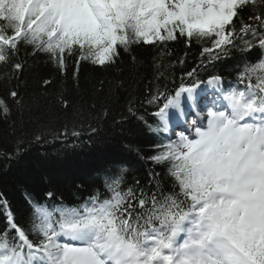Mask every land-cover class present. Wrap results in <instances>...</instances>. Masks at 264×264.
<instances>
[{"label":"snow or ice","instance_id":"1","mask_svg":"<svg viewBox=\"0 0 264 264\" xmlns=\"http://www.w3.org/2000/svg\"><path fill=\"white\" fill-rule=\"evenodd\" d=\"M181 39L201 49L177 84L172 73L186 59L172 60L170 46ZM144 46L157 52L150 78L133 54ZM22 48L62 75L74 58L76 89L81 63L118 68L128 54L137 87L101 81L90 99L74 103L60 91L42 108L19 91ZM231 59L235 83L226 85L215 69ZM13 79L8 99L0 96V119L13 108L21 116L9 160L45 139L44 116L71 115L99 135L93 121L107 118V100L122 89L127 112L162 140L151 155L137 152L152 165L143 174L117 163L82 202L65 203L53 189L26 191L17 211L0 200V264H264V0H0V82ZM52 83L43 80L45 91ZM138 104L152 109V122ZM26 124L38 125L30 136ZM67 135L65 125L57 138Z\"/></svg>","mask_w":264,"mask_h":264},{"label":"trees","instance_id":"2","mask_svg":"<svg viewBox=\"0 0 264 264\" xmlns=\"http://www.w3.org/2000/svg\"><path fill=\"white\" fill-rule=\"evenodd\" d=\"M170 47L173 51L172 60L186 59L185 66L182 68L176 64L172 73L179 84L183 72L191 70L199 63L201 45L193 41L192 46L187 47L181 39ZM133 54L139 62L140 74L150 78L153 58L157 55L156 49L144 46L137 48ZM239 55L235 54L236 57ZM18 59L25 64L19 81V91L26 101L39 97L42 108L45 106L44 97H53L60 91L65 92L74 103L81 98L90 99L101 81H104L106 89L116 78L124 81L125 89L129 85L137 87L136 68L131 56L124 53L118 68L101 69L87 62L81 63L78 73L79 89L73 86V73L76 71L74 58H69L67 73L63 75L48 62L46 55L33 56L30 52L26 54L22 48ZM235 68L236 59H231L218 66L215 71L224 75L226 85L234 84ZM207 78V75L201 73V79L206 81ZM45 79L53 81L46 91L43 87ZM16 85L15 79L10 83L0 82V96L8 99V92ZM169 86L171 87V83ZM143 92L144 85L140 84L137 95ZM127 100L128 91L124 89L107 100V118L99 123L93 121V125L99 128V135L90 136L87 125L82 128L80 124H74L71 115L67 118L63 115L52 118L44 116L43 119L50 129L45 139L40 143L27 145V150L19 159L9 160L7 154L14 152L21 128V116L13 108L11 118L0 119V200L6 198L13 211H17L24 206L26 191L36 195L53 189L65 203L72 204L82 202L97 189L102 191L103 172L115 168L117 163L127 162L132 167L131 174H143L152 165L139 159L137 152L144 156L151 155L155 145L161 142L162 135L149 131L142 121L132 117L127 112ZM137 108L140 115H144L150 122L153 121L151 108L139 104ZM23 119L26 121L27 116ZM65 125L68 135L57 138V134L64 131ZM25 127L30 136L38 125L26 124ZM74 130L81 131L79 139L71 135ZM156 170L162 169L157 167ZM2 226L0 222V227Z\"/></svg>","mask_w":264,"mask_h":264}]
</instances>
